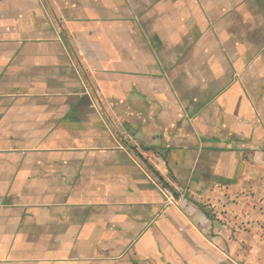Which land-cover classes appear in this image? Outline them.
<instances>
[{
	"label": "crops",
	"instance_id": "0c3cea01",
	"mask_svg": "<svg viewBox=\"0 0 264 264\" xmlns=\"http://www.w3.org/2000/svg\"><path fill=\"white\" fill-rule=\"evenodd\" d=\"M0 264H264V0H0Z\"/></svg>",
	"mask_w": 264,
	"mask_h": 264
}]
</instances>
